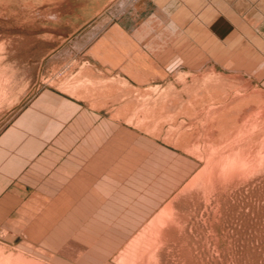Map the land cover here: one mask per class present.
Returning a JSON list of instances; mask_svg holds the SVG:
<instances>
[{"label":"rangeland","instance_id":"374dc122","mask_svg":"<svg viewBox=\"0 0 264 264\" xmlns=\"http://www.w3.org/2000/svg\"><path fill=\"white\" fill-rule=\"evenodd\" d=\"M183 1L0 0V264H264V0Z\"/></svg>","mask_w":264,"mask_h":264},{"label":"crops","instance_id":"0c3cea01","mask_svg":"<svg viewBox=\"0 0 264 264\" xmlns=\"http://www.w3.org/2000/svg\"><path fill=\"white\" fill-rule=\"evenodd\" d=\"M153 2L155 5V8L151 12L152 20H155L157 18L161 19L163 22L164 21H169V19L173 18L174 15L178 12V8L181 7V4L184 3L183 0H150ZM177 8V9H176ZM151 25H154L153 22ZM119 28H121L119 25H117ZM152 27L154 29L155 27ZM103 39H105L103 41ZM101 40V43L99 42L96 47L94 46V50L97 52L103 47L104 43H106L108 40L107 36H103ZM107 40V41H106ZM134 55V54H133ZM113 70H126L124 67H113ZM138 70L137 68H134L133 71ZM133 75H137V73L133 72Z\"/></svg>","mask_w":264,"mask_h":264},{"label":"bare ground","instance_id":"6f19581e","mask_svg":"<svg viewBox=\"0 0 264 264\" xmlns=\"http://www.w3.org/2000/svg\"><path fill=\"white\" fill-rule=\"evenodd\" d=\"M130 6V5H129ZM179 17V16H178ZM172 23H173V21H171ZM98 26V25H97ZM172 28V27H171ZM94 29H95V27H94ZM97 30V29H96ZM100 31V30H99ZM99 33V32H98ZM91 39H92V37H91ZM96 39V38H95ZM94 39V40H95ZM90 41V40H89ZM92 41V40H91ZM88 46V45H87ZM107 73V72H106ZM87 87V86H86Z\"/></svg>","mask_w":264,"mask_h":264}]
</instances>
